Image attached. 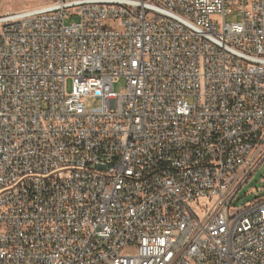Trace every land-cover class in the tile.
I'll return each mask as SVG.
<instances>
[{"label":"built area","instance_id":"built-area-1","mask_svg":"<svg viewBox=\"0 0 264 264\" xmlns=\"http://www.w3.org/2000/svg\"><path fill=\"white\" fill-rule=\"evenodd\" d=\"M263 161L264 0L0 13V264H264Z\"/></svg>","mask_w":264,"mask_h":264},{"label":"rangeland","instance_id":"rangeland-1","mask_svg":"<svg viewBox=\"0 0 264 264\" xmlns=\"http://www.w3.org/2000/svg\"><path fill=\"white\" fill-rule=\"evenodd\" d=\"M48 0H1L0 1V13L4 10H15L23 7H29L35 4H40ZM238 18L236 16H227V21H235ZM75 17L67 18L65 22L67 24L75 21ZM69 85V81L67 82ZM113 88L116 92H120L124 88V80L120 78L114 83ZM87 105H91L90 101H86ZM264 198V161L258 166V168L252 173L249 179L240 187L235 198L232 201V206L240 208L246 204L251 203L255 199Z\"/></svg>","mask_w":264,"mask_h":264}]
</instances>
